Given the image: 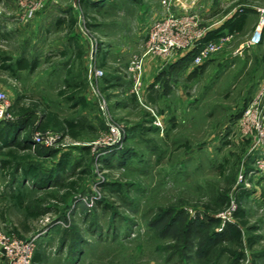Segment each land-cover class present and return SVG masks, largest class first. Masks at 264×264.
I'll list each match as a JSON object with an SVG mask.
<instances>
[{"label":"rangeland","instance_id":"rangeland-1","mask_svg":"<svg viewBox=\"0 0 264 264\" xmlns=\"http://www.w3.org/2000/svg\"><path fill=\"white\" fill-rule=\"evenodd\" d=\"M246 3L226 0L219 13ZM42 4L24 20L26 10L0 0V91L15 119L34 124L33 135L51 115L82 129L75 139L52 125L43 132L57 140L51 151L15 149L14 176L31 165L54 170L63 156L68 164L61 186L17 188L23 207L5 198L14 176L0 175V233L39 237L42 264H264L262 150H251L256 132L245 135L239 124L264 77V41L243 58H223L232 44L192 66L186 52L146 54L155 21L140 4ZM79 36L81 49L70 38ZM140 58L138 79L131 68ZM222 58L233 66L219 67ZM113 128L122 142L111 146ZM73 182L75 190L64 188Z\"/></svg>","mask_w":264,"mask_h":264},{"label":"built area","instance_id":"built-area-1","mask_svg":"<svg viewBox=\"0 0 264 264\" xmlns=\"http://www.w3.org/2000/svg\"><path fill=\"white\" fill-rule=\"evenodd\" d=\"M22 9L26 10L24 20L32 18L34 13L42 7L44 0H8ZM177 0H163L164 17L161 20L153 22L148 30L147 39L144 48L147 55L156 54L158 56L170 57L178 52L193 53L192 63L195 66L202 65L211 55L219 53L223 46L232 42L233 34L220 35L216 40L203 42L207 35V30L202 27V21L198 14L186 12L183 15H176L174 12L175 2ZM262 21H264V7L250 6ZM243 10V9H242ZM1 16V11H0ZM249 47V44H247ZM242 54V50L238 51ZM143 59H137L133 63L132 70L137 73L140 79L142 75ZM96 75H102L101 71H96ZM14 107L11 100L0 91V124L4 122L15 121ZM242 131L245 135L256 132L255 144L251 150H262L261 155L257 156L255 163L264 173V83L256 97L250 105L245 109L239 119ZM111 134L116 137L115 142H107V145H117L122 142L121 133L115 128L111 130ZM57 139L60 137L57 136ZM57 140L49 137L41 131L34 133L32 137L33 148H51L52 144ZM18 240L5 236L0 233V255L6 264H33L34 253L37 249V239Z\"/></svg>","mask_w":264,"mask_h":264},{"label":"crops","instance_id":"crops-1","mask_svg":"<svg viewBox=\"0 0 264 264\" xmlns=\"http://www.w3.org/2000/svg\"><path fill=\"white\" fill-rule=\"evenodd\" d=\"M94 6H102L107 3L108 0H92ZM226 0H177L175 2V11L179 14H184L186 12H193L200 16L201 21L204 22L202 24L204 29L207 30V34L216 35L215 39L218 38L220 35L225 34H233L234 39L232 42L226 44L223 46L222 50H226L229 48V46L234 45V49H231V52H226L224 54V59L228 60L229 56L238 55L240 57H244L246 53L251 52L253 48H255L259 43L264 41V21L260 19V16L252 9H250V6H259L264 7V0H247V3L244 6H240V9L234 8L232 12H234L232 15V12H229L227 15L221 16L219 13V9L221 6L224 5ZM129 3L133 4H140L143 8L144 18L149 19L150 21H156L160 19L164 13V8L162 5L161 0H127ZM103 3V4H102ZM243 9V10H242ZM142 13V14H143ZM235 23H241L240 26L234 27ZM239 27V28H238ZM78 37V36H77ZM74 40L73 43H75V47H80V49L83 47L84 44H86L81 37L79 36V39L72 38ZM233 44V45H232ZM249 44V47L247 46ZM85 47V46H84ZM222 50L219 52H222ZM242 50V54H239L238 51ZM67 51V50H65ZM72 51V50H69ZM228 53V54H227ZM97 57L99 56L98 53H96ZM222 58V59H223ZM223 60L220 61L219 67L223 68L225 70V65L231 63H227ZM193 60V59H192ZM192 63V61H191ZM225 63V64H224ZM8 66L12 65V62H7ZM224 64V66H223ZM192 66L194 64L192 63ZM233 66V65H232ZM116 80L117 78H112ZM122 82H120L121 84ZM243 83V81H242ZM264 83V77L261 79H257L256 82L253 85V91H251V96L248 101L247 107L250 105L252 100L256 97L258 92L260 91L261 86ZM244 112V111H243ZM242 112V114H243ZM20 133H17L20 139H24L29 142V140L32 141V130H29V136L28 131H19ZM14 149L13 147H4V145L0 142V153L3 152V150H10ZM58 166H55L56 168L54 170H61V173H58L55 179H51L49 183L47 181L44 182H38L34 179H25L23 177L22 168L16 172V178L10 184L6 189V194L8 196L5 198H9L10 200H13L16 205L19 207L20 205L15 200L16 196H18L20 193L17 194V188L22 189L24 186L28 184V186L33 187H55L60 186L64 182V172L61 169V164H57ZM0 175L3 176V169L0 168ZM27 187V186H26ZM25 188V187H24ZM23 193V192H22ZM3 215V213H2ZM2 259V258H1Z\"/></svg>","mask_w":264,"mask_h":264},{"label":"trees","instance_id":"trees-1","mask_svg":"<svg viewBox=\"0 0 264 264\" xmlns=\"http://www.w3.org/2000/svg\"><path fill=\"white\" fill-rule=\"evenodd\" d=\"M103 4V3H102ZM100 6V5H98ZM241 23H235V25H233L234 27L240 26ZM239 28V27H238ZM217 35V34H216ZM216 35H212V34H207L205 39L203 40V42H209L215 39ZM193 59V53H188L186 55V60H190V62ZM4 68H6L7 70H12V66H4ZM18 68L21 70H27L28 67V63H21L20 66L18 65ZM68 89L70 88V86H67ZM68 90L64 89L61 90L60 95L61 96H65L68 94ZM241 115V114H240ZM239 115V117H240ZM55 125V127L60 130L61 132L67 134L69 137L72 138H78L79 137V130L82 129L81 127L79 128L78 125L74 122V121H61L58 117L51 115L49 116V118L46 120V122L44 124H40L38 125V127L36 129H38L41 132H45L50 126ZM34 127V124L28 120L27 118L25 119H15V121L12 122H4L0 124V142L4 145V147H13L14 149H10L8 151L2 152L3 155V159L0 160V168L3 169V176L5 177H9V176H14L13 172H15V168H14V159H16V155H15V149L17 150H28V151H36V150H47V151H51L45 148H33L32 145V141L29 140V142L26 140H24L23 138L20 139L17 133H20L19 131H28V136H29V130L31 131ZM56 152H52L50 156H54L56 155ZM65 157V159H63L61 162V169L62 171L66 170L67 164H68V157L67 156H63ZM67 157V158H66ZM22 173H23V177L25 179H34L35 181H40V182H44L47 181V183H49L51 181V179H55L58 173H61V170H43L41 168H39L38 166L35 165H31L29 167H23L22 168ZM15 179V176H14ZM61 186V185H60ZM67 190H75L76 189V184L75 182L71 183L68 185V187H64ZM69 191H67V194H70ZM66 193V192H65ZM23 194H19L18 196H16L15 200L17 201V203L23 207L24 206V195ZM236 217L238 219H243L242 224L244 226H247V223L244 221L245 218V214L243 212H238L236 214ZM227 231L229 232V234L234 237L237 240H240L242 238V231L238 226H234L229 224ZM33 264H42V254H41V250H39L34 259H33Z\"/></svg>","mask_w":264,"mask_h":264}]
</instances>
